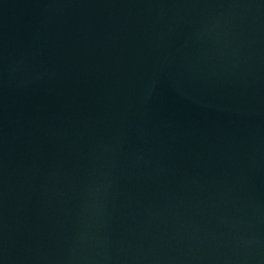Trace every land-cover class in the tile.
I'll return each instance as SVG.
<instances>
[{
    "label": "water",
    "instance_id": "1",
    "mask_svg": "<svg viewBox=\"0 0 264 264\" xmlns=\"http://www.w3.org/2000/svg\"><path fill=\"white\" fill-rule=\"evenodd\" d=\"M0 264H264V0H0Z\"/></svg>",
    "mask_w": 264,
    "mask_h": 264
}]
</instances>
